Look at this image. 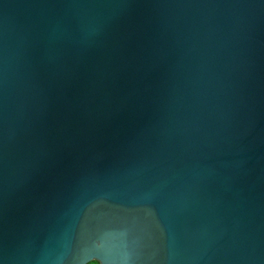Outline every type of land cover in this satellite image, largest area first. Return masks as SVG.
Here are the masks:
<instances>
[{"label":"water","instance_id":"water-1","mask_svg":"<svg viewBox=\"0 0 264 264\" xmlns=\"http://www.w3.org/2000/svg\"><path fill=\"white\" fill-rule=\"evenodd\" d=\"M264 264V0H0V264Z\"/></svg>","mask_w":264,"mask_h":264},{"label":"trees","instance_id":"trees-1","mask_svg":"<svg viewBox=\"0 0 264 264\" xmlns=\"http://www.w3.org/2000/svg\"><path fill=\"white\" fill-rule=\"evenodd\" d=\"M89 264H100V263L94 261V262H91Z\"/></svg>","mask_w":264,"mask_h":264}]
</instances>
